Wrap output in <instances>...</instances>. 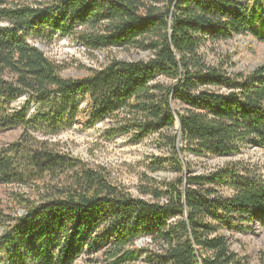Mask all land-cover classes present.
<instances>
[{"label":"trees","instance_id":"trees-1","mask_svg":"<svg viewBox=\"0 0 264 264\" xmlns=\"http://www.w3.org/2000/svg\"><path fill=\"white\" fill-rule=\"evenodd\" d=\"M30 1L0 0V129H23L0 150V183L33 193H14L24 215L0 208L4 264H77L98 254L106 264H250L226 233L264 220L261 168L240 160L195 175L182 155L231 156L247 143L264 150V65L228 72L229 55L210 64L202 52L238 36L264 42V0ZM56 36L153 58L65 78V66L28 41ZM84 101L88 126L108 121L136 142L157 138L175 179L147 181L136 198L105 168L36 138L72 128ZM141 238L150 242L142 249Z\"/></svg>","mask_w":264,"mask_h":264},{"label":"rangeland","instance_id":"rangeland-1","mask_svg":"<svg viewBox=\"0 0 264 264\" xmlns=\"http://www.w3.org/2000/svg\"><path fill=\"white\" fill-rule=\"evenodd\" d=\"M28 41L42 50L49 59L64 65L66 69L62 75L65 78H83L89 75L90 71L99 70L113 60L135 62L148 61L153 58L151 52L135 48L92 50L74 39L60 36L54 37L51 42H40L34 39ZM206 48L202 52L210 64H217L216 55L231 57L232 66L226 65L228 72L248 73L264 65V42H260L252 36H238L233 40L216 44L214 46L215 53L210 51L209 46ZM157 81L170 84L162 77H159ZM25 101L26 98L22 97L12 107L17 109ZM87 105V101L82 103L80 115L72 128L48 137H44L40 132L34 135L38 140H49L55 143L59 149L82 160L94 169L105 168L111 173L115 182L136 198H143L139 189L147 181L154 179L156 182L162 183L175 179L176 174L172 171L170 162H166L167 158L171 156L170 152L159 144L157 138L148 137L143 141L136 142L131 136L115 133L114 127L108 121L90 127L87 125L89 122ZM36 107V105L32 106L31 114L35 112ZM22 133L23 129L21 128L0 129V150L17 141ZM155 160H160L161 163L159 167L162 169L158 173H152L150 169ZM182 160L189 164V173L195 175L217 169L230 162L244 160L258 165L264 176V150L251 143L243 146L239 154L231 156L211 154L198 156L186 152L183 153ZM16 192H24L26 196L33 197L30 189H16L0 183V208L4 214L14 216L19 213L20 216L24 215L23 210L16 207L14 197ZM145 198L150 199L149 197ZM250 226L251 231L248 233H226V236L230 240L231 249L240 258H247L250 264H261L260 256L264 252V220L256 219ZM4 231L5 227H0V237ZM148 244L150 242L147 238H141L136 242V247L142 249ZM4 262L5 252H0V264H4ZM77 264H106V257L98 254L91 259L80 258Z\"/></svg>","mask_w":264,"mask_h":264},{"label":"water","instance_id":"water-1","mask_svg":"<svg viewBox=\"0 0 264 264\" xmlns=\"http://www.w3.org/2000/svg\"><path fill=\"white\" fill-rule=\"evenodd\" d=\"M180 126L179 122H178V127Z\"/></svg>","mask_w":264,"mask_h":264}]
</instances>
